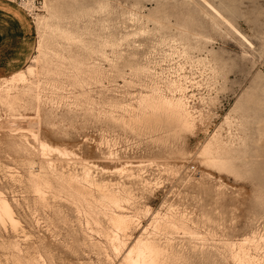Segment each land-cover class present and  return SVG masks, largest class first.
I'll return each instance as SVG.
<instances>
[{
    "label": "rangeland",
    "instance_id": "rangeland-1",
    "mask_svg": "<svg viewBox=\"0 0 264 264\" xmlns=\"http://www.w3.org/2000/svg\"><path fill=\"white\" fill-rule=\"evenodd\" d=\"M56 1L63 12L59 24L82 40L52 41L50 47L59 55L45 68L40 65V69L51 70L40 74V118L30 105L12 111L0 105V191L21 223L17 231L0 225V264H14L15 259H33L37 264H118L121 258L110 244L113 231L106 213L113 207L97 204L99 190L93 189L90 197L94 208L71 198L66 180L52 173L49 177L56 192L48 190L42 198L34 191L29 171L38 172L44 160L35 149L29 154L11 148L9 142L18 141L10 128L23 126L39 129L47 142L72 149L104 169L126 160L142 162L133 167L140 173L137 180L91 168L97 180L116 183L108 188L126 185L130 191L123 207L135 219L129 231L121 234L127 244L157 213L175 214L185 218L186 230L166 227L155 232L156 239L169 248L173 264H233L225 253V242L264 234V0H212L225 20L207 12L198 0ZM34 2L42 6V0ZM29 14L33 56L38 30ZM233 25L246 39L234 32ZM184 47L187 56L182 53ZM205 56L209 62L199 60ZM74 59L87 65L95 62L102 69L95 76L86 66L77 71L69 62ZM145 61L160 76L180 73L187 94L192 95L190 104L203 114L196 128L181 134L164 132L156 126L122 122L123 111L109 113V100H130L150 83L149 74L130 71V66ZM228 113L233 121L227 124L224 117ZM217 128L236 149L229 169L210 168L198 154ZM26 135L27 142L35 144ZM110 150L112 158L107 157ZM51 157L58 172L81 171L77 157ZM9 242H17L19 251L8 247ZM247 248L264 260V240L248 242Z\"/></svg>",
    "mask_w": 264,
    "mask_h": 264
},
{
    "label": "bare ground",
    "instance_id": "bare-ground-1",
    "mask_svg": "<svg viewBox=\"0 0 264 264\" xmlns=\"http://www.w3.org/2000/svg\"><path fill=\"white\" fill-rule=\"evenodd\" d=\"M198 1L208 10L207 12L210 11L211 13L216 14V16H218L219 18L220 16L222 17L219 8L212 2V0ZM23 5L33 15L34 23L37 26L38 42L37 48L35 50L37 51V54L30 57V63H28L26 67L19 69L18 71H15L8 76L0 77V105L5 106L9 111L16 110L19 107L26 108L27 105H30L34 108V112L36 113L35 115L40 118L42 97L41 85L43 84L40 78V74H48L51 71L50 68L40 69V65L42 64V67L45 68L49 64V60L51 58L55 56L57 57L59 55L56 51H54V49L50 47L52 41L54 40V38H57L62 39L67 43H74L81 42L82 39L80 38V36H78V34L73 32L69 28L63 27L59 24V19L61 18L63 12L62 6L58 1L42 0V6L38 7L35 4L34 0H26ZM42 11H45V13H41ZM221 19H223V17ZM224 22L225 21H223V23ZM230 23L232 22L230 21ZM232 28L233 27L231 26V29ZM235 28L236 29L234 32H236L240 37L246 39V37L239 30H237L236 26ZM106 42L114 44L115 40H106L104 43ZM187 50V47L183 48L182 53L184 54V56H187ZM199 60L205 61L208 60V57L205 56L201 59L199 58ZM209 61L210 59L208 60V62ZM69 62H71V66L76 68L77 71H83V67L86 66L88 68L89 74L93 76L98 75L102 69V67L95 62L91 63L90 65H87L85 61L79 59H74L73 61L70 60ZM193 62H195V60ZM28 69H31V71H29ZM153 70L154 69H152L150 61H145V63L143 62L142 64H139L135 67L130 66V71L132 72H145L146 75L149 74L152 77L150 79L151 81L150 83L148 82L145 85L146 88L144 91L141 90L139 93L137 92L138 94L133 95L130 100H128V98L127 100L123 101L111 99L108 103L106 102L110 109L109 113L113 111H123L124 114L120 117L118 116L120 120H122V122L126 124H139L145 127L156 126L159 127L158 129L163 128L165 130L164 132L172 131L173 133L181 134L183 132H189L192 129L196 128V124H198L197 121L201 120L203 114L197 111L198 109H195L194 106L190 104V98L192 95L187 94V86H185L184 82H182V76L179 75L180 73L176 75L167 74L164 76H160L161 74H159L158 72H154ZM210 70L214 73L217 72L214 67H211ZM82 80L77 79L79 83L80 81L83 82ZM240 104V101L237 102V105L234 109H237ZM20 116L21 118H24L22 114H20ZM207 116L209 117V115ZM231 119L232 118L228 113L224 117V122L229 123L230 121H233ZM28 120L30 119L28 118ZM218 128L207 137L202 146L199 148L198 154L200 158H202V160L206 163L209 164V162H213L215 165L213 167H216L219 170L227 168L229 169V163L233 156L232 153L236 149L233 148L232 145H229L230 143L228 144L226 140L223 139L224 136L221 135V130L219 131L220 128ZM9 132L12 136L18 135V141L15 140V138L9 141L11 144V148L14 147L17 150H24L27 152L29 150L31 151V148H33V150L35 149V151L38 152L39 157L44 160L43 163H40L38 172L34 173L32 172V170L29 171V179L32 182L34 191L37 193V195H39V197L43 198L46 191L56 189L55 186L51 184L49 173L56 175V178H58V180L65 179L68 183V185H66V188L67 193H69L70 197L76 199L77 201L83 200L88 208L91 205H93L94 208V204L90 200V197H92L94 194L92 193V190L97 189L100 191L99 197H96L98 202L97 204L100 206L108 205L109 207H113L106 213V215L113 231V233L109 235V237L112 236L110 244L115 252H120L121 254V258L118 264H173L170 259L171 255L168 254L169 248L156 239L155 232L166 227H177L186 230L187 224L185 222V218L182 216H177L175 214L168 215L160 214L161 212L159 214L157 213L152 217L153 219L150 224L146 226L138 236H135L132 241L130 240V244L129 242L127 244L125 239L121 237V234L125 235L129 231V227L135 219V215L130 214L131 212H126L123 207L125 203L129 202L130 191H128L129 189L127 190V188H125L126 185L122 183L118 184V186L124 185L123 187H121V189L113 190L108 188L110 185H114L116 183L107 180H97L95 178V175L92 174L91 169L93 167L97 169L99 168L100 171L102 170L111 173L115 172L120 174L121 176L126 175L130 179L136 178L137 180V178L140 177V173H135L133 167L142 166V162L134 164L131 161L126 160L113 169H104L103 167H100L95 163H91L89 160L80 158V156H78L72 149H69L65 146H58L55 144L53 145L47 142L46 140L41 138L39 129L34 130L30 126H23L10 128ZM26 134L30 135L32 142L34 141L35 144L27 142L28 136ZM233 135H231V138ZM14 148L13 151L15 150ZM52 155H56L57 158L59 157L62 159L66 158L71 160L73 157H77L78 160L81 159L79 160L81 163V171H66L67 173L63 171L58 172L55 167V160L51 157ZM113 155L114 153L110 150L107 157L112 158ZM29 163L33 164V161L30 159ZM143 181L145 183L149 182V180L145 179H143ZM143 181L141 182L144 183ZM149 183H151V181ZM115 188L116 187L114 186V189ZM87 212L90 213V209H87ZM93 220L97 221V219L94 217ZM0 225H3L4 227L9 226L12 231H17V229L21 227V223L15 216L11 203L6 199L5 196L2 195L1 191ZM255 239L262 242L264 240V234L252 233V235L246 236L241 240L235 242H225L224 245L227 249L225 253L228 252L227 254H229V256L232 258L234 262L233 264H264L263 259H259L260 257L258 258L255 257V255H252V253L249 251L250 249H248L249 247L247 248V243L251 241L253 243ZM254 245L255 248H258L257 243H255ZM7 246L16 251H19L20 249L17 242H9ZM39 260L44 261V258H42V256H39ZM14 264H37V262L33 259H26L25 261L15 259Z\"/></svg>",
    "mask_w": 264,
    "mask_h": 264
},
{
    "label": "crops",
    "instance_id": "crops-1",
    "mask_svg": "<svg viewBox=\"0 0 264 264\" xmlns=\"http://www.w3.org/2000/svg\"><path fill=\"white\" fill-rule=\"evenodd\" d=\"M35 49L30 16L15 1L0 0V77L22 69Z\"/></svg>",
    "mask_w": 264,
    "mask_h": 264
},
{
    "label": "built area",
    "instance_id": "built-area-1",
    "mask_svg": "<svg viewBox=\"0 0 264 264\" xmlns=\"http://www.w3.org/2000/svg\"><path fill=\"white\" fill-rule=\"evenodd\" d=\"M17 2V4H19L24 10L26 13H28V15L30 16V12L27 8L24 7L23 3H25L26 0H15Z\"/></svg>",
    "mask_w": 264,
    "mask_h": 264
},
{
    "label": "snow or ice",
    "instance_id": "snow-or-ice-1",
    "mask_svg": "<svg viewBox=\"0 0 264 264\" xmlns=\"http://www.w3.org/2000/svg\"><path fill=\"white\" fill-rule=\"evenodd\" d=\"M28 70L31 71V69H28ZM208 166L211 168V167H213V166H215V165H214L213 162H209Z\"/></svg>",
    "mask_w": 264,
    "mask_h": 264
}]
</instances>
